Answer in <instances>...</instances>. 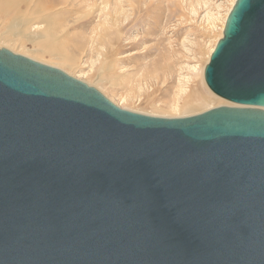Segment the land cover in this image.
Returning <instances> with one entry per match:
<instances>
[{
  "label": "water",
  "instance_id": "water-1",
  "mask_svg": "<svg viewBox=\"0 0 264 264\" xmlns=\"http://www.w3.org/2000/svg\"><path fill=\"white\" fill-rule=\"evenodd\" d=\"M203 80L227 103L149 116L0 48V264H264V0Z\"/></svg>",
  "mask_w": 264,
  "mask_h": 264
},
{
  "label": "rangeland",
  "instance_id": "rangeland-1",
  "mask_svg": "<svg viewBox=\"0 0 264 264\" xmlns=\"http://www.w3.org/2000/svg\"><path fill=\"white\" fill-rule=\"evenodd\" d=\"M231 2L109 0L102 4L101 0H0V44L13 42L10 46L19 53L33 51L35 42L29 31L35 30L36 25L42 28L52 22L74 21L58 34L63 45L56 47L64 53L67 49L74 51L78 59L72 64L55 52L54 57L38 54L40 60L58 64L67 74L98 88L121 109L168 118L193 116L225 104L210 97L201 68ZM116 10L119 23L115 29L119 35L107 28L106 40L110 38L113 46H106L105 51L96 46V35L102 26L109 27ZM28 23L33 28H27ZM52 43L51 39H43L34 46L42 51H57ZM19 45H23L22 49ZM196 99L203 101L194 103Z\"/></svg>",
  "mask_w": 264,
  "mask_h": 264
},
{
  "label": "bare ground",
  "instance_id": "bare-ground-1",
  "mask_svg": "<svg viewBox=\"0 0 264 264\" xmlns=\"http://www.w3.org/2000/svg\"><path fill=\"white\" fill-rule=\"evenodd\" d=\"M101 2H102V4H107L108 2H109V0H101ZM234 2H235V0H232V2L230 3V7H229V9H228V12L230 11V9H231V7L233 6V4H234ZM117 3V2H116ZM113 4V3H112ZM95 5V4H94ZM101 6V5H100ZM117 8V7H116ZM228 12L226 13V15H225V19H226V16H227V14H228ZM118 14H119V11L118 10H116V12H115V16H116V18H111V22H110V25H109V27H107V26H102V28L100 29L101 30V32L99 33V34H97L96 36V40H95V43H96V46H98V47H100V48H105V51H106V49H107V47H111V46H113L112 45V43H111V39L110 38H107V40H106V34L109 32V29H107V28H111V29H113V32L114 33H116L115 35H119L118 34V30L117 29H115L117 26H116V24H118L119 22H118V18H117V16H118ZM111 17V16H110ZM39 18V17H38ZM42 18V17H41ZM44 18V17H43ZM35 19V18H34ZM225 19H224V22H225ZM36 21H37V17H36V19H35ZM30 20H28L27 22H29ZM52 21V20H51ZM66 21V20H65ZM220 21V20H219ZM40 22V21H39ZM224 22H222V24H221V27H220V33L218 34V37L216 38V40L214 41V43H213V45H211V47L207 50V52L205 53V62H204V64L202 65V68H201V77H202V80H203V70H204V66L207 64V62H208V60H209V57H210V54H211V52L213 51V49H214V47H215V44H216V42L221 38V35H222V30H223V26H224ZM51 23V22H50ZM74 23V21H68L67 23H55V22H52L51 24H49V25H43V27L41 28V25L39 26V25H36V27L37 28H35V30H33V31H29V33H30V37H31V39H32V42H35L33 45H32V47L34 48V50L33 51H30V50H26V51H24L23 53L21 52V53H19V51L17 52V50L16 49H13L12 48V46H10V44L9 43H12V44H14L13 42H8V41H2V43L3 44H0V48H7V49H9L10 51H12V52H14V53H16V54H20V55H23V56H25V57H28V58H30V59H32V60H35V61H37V62H40V63H42V64H45V65H48V66H50V64L51 63H48V62H46V61H42V59L40 60L39 59V57H37V55L38 54H40V53H48L49 55H51L52 57H54V53L55 52H57V53H59V54H61L63 57H64V60H66V61H68V62H70V63H74V60H76V59H78L77 58V54L74 52V51H69L68 49L67 50H65V53H64V51L60 48H57L56 47V45H59L60 43V45L62 46L63 44H62V42H60L61 40H60V38L62 37H60L58 34H62L63 33V28H68L71 24H73ZM29 24V25H28ZM27 25H26V27L27 28H30L31 29V27L33 28V25H30V23H28ZM34 24V23H33ZM37 24V23H36ZM41 24H43V23H41ZM102 25H104V24H102ZM38 27H40V28H38ZM55 28H58L59 30H56ZM29 29V30H30ZM82 37V36H81ZM43 39H51V40H53V43H52V47H54V48H56L57 49V51H52V50H48V51H46V49L44 50V51H42V50H39V49H37V46H34L35 44H37L39 41H41V40H43ZM83 40V39H82ZM83 42H85V40L83 41ZM82 42V43H83ZM93 43V42H92ZM84 44V43H83ZM78 45V44H77ZM107 46V47H106ZM19 47H20V49H22V47H23V45H19ZM47 47V46H46ZM64 47H65V45H64ZM80 47V46H79ZM113 48V47H112ZM78 55H79V53H78ZM55 60V59H54ZM51 67H54V68H57L58 67V69L60 68V70H61V66H59L58 64H55V65H53V64H51ZM63 71V70H62ZM65 72V71H64ZM65 73H67V72H65ZM69 75V74H68ZM71 76V75H70ZM75 76V75H74ZM73 77V76H72ZM74 78H76V79H78L79 80V77L77 78L76 76L74 77ZM83 81V80H82ZM83 82H85V81H83ZM86 83V82H85ZM86 84H88V83H86ZM203 84L205 85V83H204V80H203ZM89 86H91L90 84H88ZM94 88H96V87H94ZM207 88V87H206ZM97 90H99L98 88H96ZM100 91V90H99ZM209 91V90H208ZM183 92V91H182ZM209 94H210V97L211 98H215V99H217V100H219V101H221V102H224V103H227V102H225V101H223V100H221L220 98H218V97H216V96H214L210 91H209ZM203 100H200V99H196L195 101H194V103H201ZM113 103V102H112ZM215 108V107H214ZM211 109V108H210ZM206 110V109H205ZM209 110V109H208ZM132 112H134V111H132ZM135 112H137V113H140V112H138V111H135ZM202 112H205V111H202ZM140 114H143V113H140ZM145 115H149V116H156V117H164V118H168L167 116H163V115H156V114H146V113H144ZM182 117H187V116H182ZM171 118H176V117H171Z\"/></svg>",
  "mask_w": 264,
  "mask_h": 264
}]
</instances>
